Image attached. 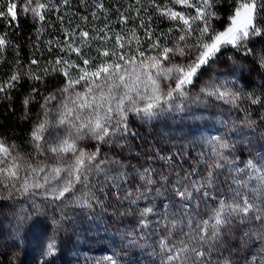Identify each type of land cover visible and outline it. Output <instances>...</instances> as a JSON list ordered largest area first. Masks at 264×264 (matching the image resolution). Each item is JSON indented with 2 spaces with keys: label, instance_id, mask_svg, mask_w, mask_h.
<instances>
[{
  "label": "snow or ice",
  "instance_id": "6c2138e0",
  "mask_svg": "<svg viewBox=\"0 0 264 264\" xmlns=\"http://www.w3.org/2000/svg\"><path fill=\"white\" fill-rule=\"evenodd\" d=\"M232 2L233 0H229V3ZM33 3L35 7L31 6ZM64 3H68V0H64ZM152 3L155 4V0H152ZM170 3L195 9V14H186L183 11H175L172 7L156 5L162 17L179 22L176 27L182 34L171 47L164 44L160 36H156L148 49H144L140 46L134 29L131 30V35L137 42L135 49L128 48L124 51L126 44L131 45L132 40H125L117 33L113 49H97L99 56L105 58L99 62H94L98 60V56H88L82 47H73L71 44L66 46L70 52L76 53L83 66L62 57L55 61L56 65H66L64 68H52L54 72H62L66 82L63 88L44 97V103L41 105L44 109L42 118L30 133L36 155L22 154L15 144H7L0 138V199H32L39 195L53 201L71 200L88 207H91L92 200L99 203L92 191L96 187L93 180L98 181L103 177L104 184H111L119 189L129 178V173L119 161L101 158L100 146L115 144L117 147H123L118 138L125 135L135 136L136 132L129 123L130 116L147 123L166 112L183 111V102L188 99L186 88L193 85L201 72L215 61L223 49L231 47L249 55L252 53L249 42L254 37H264V17L261 15L264 12V0H235V6L229 11L223 30L214 26V21L221 20L217 5L223 3V0H170ZM96 6L103 7L102 4ZM44 7L39 0H24L23 11H30L33 16H39L43 20L44 16L39 10ZM18 14L15 0H0V17L8 18L11 22L17 20ZM172 30L169 29L170 32ZM145 34L152 39L151 31L146 30ZM193 34H196V39L189 43L188 38ZM79 36L82 45H87L89 32L81 31ZM93 39H107V35L95 36ZM9 43L6 35H0V51ZM117 48L120 51H117ZM149 51H154L155 54H146ZM176 57L184 58V62H174ZM31 63L38 62L32 60ZM260 66L264 67V55L260 57ZM73 68L79 70L73 74L69 71ZM232 71L235 73L238 69L233 68ZM239 71L243 75L242 67ZM21 78V75L14 72L8 80L0 83V94L10 98L7 96L8 90L16 87V82ZM32 78L41 79L37 76ZM234 83L235 81L227 80L213 82L201 88V93L236 107H239L242 101H250L251 104L264 103V100L254 93L233 90L228 86ZM58 94L59 100L55 108L49 107L51 101L58 99ZM32 99L29 95L24 101L25 105L30 104ZM53 113L56 117L54 120L51 119ZM24 118H27V114ZM60 126H64V135H58L54 142H49L45 133L51 127ZM84 140L95 141V149L86 150L81 147L80 142ZM206 143L212 149L211 158L207 161V176L199 182H193L192 191H189L188 187L181 190L178 187L182 184L180 179L175 182L172 190L181 199H191L193 191L203 190L205 198L217 200V207L212 210L208 219L197 220L187 212L182 218H176L175 214L167 212L169 205H164V219L170 227L167 234L158 241L163 254L161 264H189V261L191 264H211L212 252L218 251L216 243L219 242L220 230L230 223L232 217H239L241 223L251 225L241 239L245 244L259 241L261 254L253 256L251 264H264V163L249 159L244 169L232 168L230 171L236 173L247 170L249 179L255 178L257 184L250 187L248 181L241 182L237 177H233L234 187L230 185L232 198H218L208 189L214 183L215 170L224 167L222 161L232 163L224 155L230 145L219 136ZM47 153L55 157V163H49L48 159H37ZM199 155L203 158L205 153ZM161 159L170 161L171 156ZM261 160L264 161V155H261ZM109 163L120 168L115 175L106 167ZM135 172L146 185L154 182L151 168H145L143 171L135 169ZM161 179L166 181L163 176ZM77 185L87 189L81 196L76 195ZM249 193H252L251 197ZM139 198V195L134 197L131 191L124 197L130 204H135ZM154 212V206L140 209L141 227H147V221L143 218ZM169 215L173 218L168 219ZM22 222L23 217L18 223V228ZM182 226H186L188 231L184 232ZM178 227L180 236L173 240ZM56 252L57 242L53 235L44 247L43 257L54 256ZM106 259L109 264H119L118 260L111 256ZM222 264H230V261L225 258Z\"/></svg>",
  "mask_w": 264,
  "mask_h": 264
},
{
  "label": "rangeland",
  "instance_id": "374dc122",
  "mask_svg": "<svg viewBox=\"0 0 264 264\" xmlns=\"http://www.w3.org/2000/svg\"><path fill=\"white\" fill-rule=\"evenodd\" d=\"M195 39L196 34H193L188 42L193 43ZM174 62H184V58L176 57ZM241 67L243 75L239 71ZM233 68L238 71L233 73ZM203 71L205 75H202ZM203 71L193 85L186 88L188 99L183 102V111L166 112L147 123L130 116L129 123L136 135L118 138L123 147L115 144L100 146L101 158L119 161L129 173V178L119 189L104 184L103 177L98 181L93 180L96 187L92 191L99 203L92 200L91 207H88L71 200L53 201L39 195L32 199H0V251L15 264H41L42 261L43 264H109L106 259L109 256L118 260L119 264H161L163 254L158 241L170 227L164 219L163 202L171 201L167 212L175 214L176 218H182L187 212L197 220L208 219L217 207V200L205 198L203 190L192 192L188 208L182 206L175 192L169 193V186H173L178 179L182 180V184L178 185L181 190L188 187L192 191V183L207 176V161L211 158L212 149L206 142L213 137H222L230 145L224 155L232 163L222 161L224 167L215 170L214 183L208 189L209 192L218 198L231 199L233 177L241 182L248 181L250 187L256 186L257 180L249 179L247 170L239 173L230 170L244 169L249 159L264 163L261 160V155H264V133H256L239 116L238 107L201 93V88L224 80L235 81L228 86L233 90H241L248 68L242 62L230 58L222 65L215 60ZM58 100L59 94L49 107L55 108ZM43 111L40 106L34 125L42 118ZM55 118L53 113L51 119ZM45 135L49 142H54L58 135H64V126L51 127ZM4 141L15 144L22 154L36 155L30 135L22 142ZM80 146L94 150L96 142L84 140ZM200 153H205L203 158ZM167 156H171L170 161L161 159ZM37 159L56 162L51 153ZM106 167L112 175L120 170L111 163ZM145 168L153 170L152 184L146 185L135 172V169L143 171ZM162 176L166 181L161 179ZM76 188L77 196L87 191L81 185ZM128 191L134 197L140 196L135 204L124 199ZM173 196L176 198L172 199ZM148 206H154L155 212L143 218L147 221V227H141L140 209ZM21 217L23 222L18 228ZM172 218L168 216V219ZM182 227L184 232L188 231L186 226ZM249 227L251 225L241 223L239 217H232L230 223L220 230L219 242L216 243L218 251L212 252L211 264H222L225 258L230 264H246V261L251 264V258L261 254V245L259 241L242 242L241 238ZM53 235L57 252L54 256L43 257L44 247ZM179 236L178 227L172 239L176 240ZM189 256L192 257V254L189 253Z\"/></svg>",
  "mask_w": 264,
  "mask_h": 264
},
{
  "label": "trees",
  "instance_id": "16d2710c",
  "mask_svg": "<svg viewBox=\"0 0 264 264\" xmlns=\"http://www.w3.org/2000/svg\"><path fill=\"white\" fill-rule=\"evenodd\" d=\"M15 2L19 10L17 20L10 22L8 18L0 17V35H6L10 41L0 51V83L8 80L14 72L22 78L16 82V87L8 90L7 96L10 98L0 94V136L16 143L29 137L43 98L65 85L66 77L63 73L54 72L52 68H64L66 65H56L55 61L62 57L83 66L76 53L67 49L68 44L82 47L88 56H98V60L94 62L105 59L99 56L98 48L102 51L115 47L117 33L125 40H132L131 45L126 44L124 51L128 48L135 49L137 42L132 39L133 29L144 49H148L156 36H160L163 43L171 47L182 34L176 27L179 22L162 17L156 5L195 14V9L173 5L170 0H155V4L152 0H139V3L137 0H68V3H64V0H39L45 5L39 10L44 16L41 20L30 11H23L24 0ZM97 4H102L103 7L98 8ZM31 6L35 7V3ZM234 6L235 0L232 3L223 0V3L217 5L221 20L214 21V26L218 30H223L229 11ZM261 15L264 17V12ZM195 26L194 24L193 27ZM170 28L173 29L171 32ZM101 29L103 31H100ZM146 30L153 33L152 39L146 36ZM81 31L90 34L87 45L81 43ZM105 34L107 39H93L95 36L104 37ZM248 46L252 49L249 55L227 47L215 60L222 65L233 58L245 64L248 71L243 78L241 90L254 93L264 100V67L260 66V57L264 55V37H254ZM117 51L120 49L117 48ZM146 54L154 55L155 52L149 51ZM32 60L38 63L32 64ZM78 70L73 68L69 71L74 74ZM205 74L203 71L202 75ZM33 76L41 79H34ZM29 95L33 97L32 102L25 105L24 101ZM238 108L239 116L243 117L256 133L263 134L264 103L251 104L250 101H242ZM25 114L27 118H24ZM10 262L15 264L0 251V264Z\"/></svg>",
  "mask_w": 264,
  "mask_h": 264
},
{
  "label": "built area",
  "instance_id": "2783aa9c",
  "mask_svg": "<svg viewBox=\"0 0 264 264\" xmlns=\"http://www.w3.org/2000/svg\"><path fill=\"white\" fill-rule=\"evenodd\" d=\"M172 189H173V186H169V193H171V194L174 193V191ZM175 198L176 197L173 196L172 199H175ZM179 199H180V202L182 203V206L183 207H185V208H188L189 207V204H190V200L191 199H181V198H179ZM165 204H168L170 206L171 205V201H164L163 204H162V208H164V205Z\"/></svg>",
  "mask_w": 264,
  "mask_h": 264
}]
</instances>
